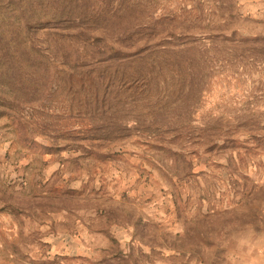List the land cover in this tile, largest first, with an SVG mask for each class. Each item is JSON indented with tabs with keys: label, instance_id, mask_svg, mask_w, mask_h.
<instances>
[{
	"label": "rangeland",
	"instance_id": "374dc122",
	"mask_svg": "<svg viewBox=\"0 0 264 264\" xmlns=\"http://www.w3.org/2000/svg\"><path fill=\"white\" fill-rule=\"evenodd\" d=\"M40 1L23 114L109 137L47 152L0 117V264H264V0Z\"/></svg>",
	"mask_w": 264,
	"mask_h": 264
},
{
	"label": "trees",
	"instance_id": "16d2710c",
	"mask_svg": "<svg viewBox=\"0 0 264 264\" xmlns=\"http://www.w3.org/2000/svg\"><path fill=\"white\" fill-rule=\"evenodd\" d=\"M6 2L0 7V117L6 119L7 126L14 131L21 132L20 136L27 148L35 145L48 152L51 148L40 144L36 139L39 137L51 142L55 148L59 147V150L69 149L67 146L70 145L73 146L71 150L81 149L83 154L97 156V148L102 147L109 137L106 125L89 123L88 129H81V126H84L81 125L82 118L79 114L73 113V108L64 109L56 105L58 110L49 114L47 110L44 111L45 104L42 105L41 102L38 103L39 108L31 109V115L23 114L25 107L34 103L32 100L35 92L34 72L48 62V55L45 56V53L38 49V45L29 33L32 27H38V22L46 18L48 13L40 12V15L36 16L37 10L32 0ZM40 2L48 5L50 0ZM95 43L97 44L96 41ZM59 48L61 47L57 41L49 48L54 58H62L63 51ZM56 50L60 55H57ZM94 96H97L95 101L102 109L105 103L104 94L100 95V99L99 93H95ZM50 115L56 120V127H50L48 122ZM134 122L137 124V120ZM80 142H87V145L79 146ZM94 143L98 145L95 146Z\"/></svg>",
	"mask_w": 264,
	"mask_h": 264
}]
</instances>
